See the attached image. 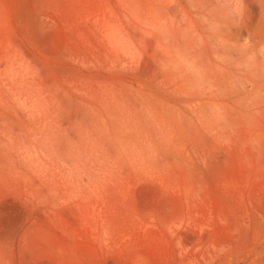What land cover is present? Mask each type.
<instances>
[{
    "label": "rangeland",
    "instance_id": "rangeland-1",
    "mask_svg": "<svg viewBox=\"0 0 264 264\" xmlns=\"http://www.w3.org/2000/svg\"><path fill=\"white\" fill-rule=\"evenodd\" d=\"M0 264H264V0H0Z\"/></svg>",
    "mask_w": 264,
    "mask_h": 264
}]
</instances>
